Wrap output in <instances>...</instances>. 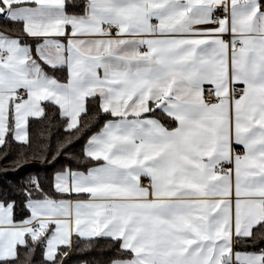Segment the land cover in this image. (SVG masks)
I'll return each instance as SVG.
<instances>
[{"label":"snow or ice","instance_id":"6c2138e0","mask_svg":"<svg viewBox=\"0 0 264 264\" xmlns=\"http://www.w3.org/2000/svg\"><path fill=\"white\" fill-rule=\"evenodd\" d=\"M0 161V264H264V0H0Z\"/></svg>","mask_w":264,"mask_h":264},{"label":"trees","instance_id":"16d2710c","mask_svg":"<svg viewBox=\"0 0 264 264\" xmlns=\"http://www.w3.org/2000/svg\"><path fill=\"white\" fill-rule=\"evenodd\" d=\"M37 167H39L38 164H36L35 162H30L21 169H14L12 165H6L3 163V161H0V186H3L4 184H12L16 181L23 179ZM4 168H7L8 171H2V169ZM74 264H77L75 260Z\"/></svg>","mask_w":264,"mask_h":264}]
</instances>
